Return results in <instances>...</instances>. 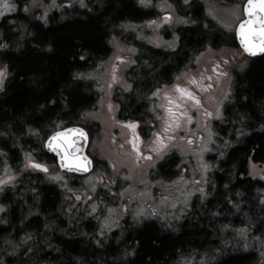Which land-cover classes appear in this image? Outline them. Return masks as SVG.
Here are the masks:
<instances>
[{
    "label": "trees",
    "instance_id": "16d2710c",
    "mask_svg": "<svg viewBox=\"0 0 264 264\" xmlns=\"http://www.w3.org/2000/svg\"><path fill=\"white\" fill-rule=\"evenodd\" d=\"M27 1L16 0L15 10L0 18V64L6 72L0 89V175L5 168L17 174L14 183L0 190V264H200L202 256L203 264H254L255 250L219 245L224 238L233 239L238 219L252 221L255 230L264 226V179L248 170L249 164L264 168V54L246 57L245 66L233 75L231 97L216 130L220 158L210 156L215 166L207 174L206 197L194 199L186 219L171 222L169 232L152 221L131 225L115 219L114 227L102 233L98 221L69 196L76 180L65 187L62 183L69 181L48 177L58 170L42 145L63 126L90 132L83 124L98 102L95 72L111 56L112 34L120 36L125 24L150 19L154 10L138 0H85L39 16ZM168 1L187 18L186 26L176 29L174 50L126 34L135 46L126 73L133 93L118 94L121 113L142 102L147 82L165 75L170 79L193 52L236 46L233 34L201 2ZM25 155L48 163L49 171L22 169ZM173 159L159 164L157 176H174ZM98 199L97 189L92 200Z\"/></svg>",
    "mask_w": 264,
    "mask_h": 264
},
{
    "label": "rangeland",
    "instance_id": "374dc122",
    "mask_svg": "<svg viewBox=\"0 0 264 264\" xmlns=\"http://www.w3.org/2000/svg\"><path fill=\"white\" fill-rule=\"evenodd\" d=\"M73 1L81 5L85 3V0L27 2L34 9L33 12L45 16L48 10ZM138 1L144 7L152 8L153 16L141 23L125 24L123 35L118 36L119 32L118 35L112 34L111 56L95 72L99 98L96 107L86 114L83 124L90 130L88 154L95 160L94 170L81 178L73 176L65 178L58 171L48 173L52 181L60 183L69 181V184L62 183L65 187L70 185L72 180H76L73 190L68 192L69 196L75 204L79 203L87 216L98 221L102 233L114 227L115 219L123 220L129 217L130 221L138 222L146 217L165 219L169 216H178L189 209V202L206 193L207 174L215 166L210 156L213 154L215 159L220 158L221 143L216 132L219 126L217 124L222 119L223 108L231 97L233 75L247 62L246 57L242 60L232 49L205 48L193 59V66L186 67L191 71L192 77L185 73L186 78H192V83L197 81L201 89L199 103L202 108L191 102L192 97H183L187 94L189 86L184 82L185 75L181 74L173 79L170 92L176 98L180 95L181 99L186 101L185 108L174 104L173 96L168 98L172 99L171 101L164 97L168 88L165 87L155 94L156 109L159 113L158 118H154L152 129L142 127L140 131L135 125L129 126L133 124L120 126L112 124L116 119V105L112 100H117V95L112 90L127 86L126 73L133 65L135 53L130 45L131 37L126 34L147 39L154 47L174 48L177 40L175 31L185 24L177 6L168 0ZM186 1L189 2L181 0L183 4ZM197 1L201 2L207 13L227 31L233 32L236 23L242 18V1L233 3L218 0ZM16 4V0H0V18L12 13ZM5 73V68L0 64V89L6 77ZM137 96L139 98V95ZM167 107L168 115H164L162 109ZM192 113L195 117L190 119L189 115ZM164 121H167V124ZM93 122L99 124H92ZM145 132H150L151 135L145 137ZM168 156L174 158L173 168L176 171V175L169 179L155 173L160 164L158 162H163ZM32 160L38 161L34 156L25 155L20 167L34 171L33 167L28 166ZM263 169L253 164H249L248 167L252 177L261 179ZM3 171L4 173L0 175V190L14 183L17 178V174L11 170L5 168ZM97 189L99 199L93 201L92 193ZM1 213L0 207V216ZM247 228V226L236 228L233 239H228L225 243L231 249H241L244 252L255 250L259 256L254 264H264V227L257 232L246 230ZM203 263L206 262L202 256L200 264Z\"/></svg>",
    "mask_w": 264,
    "mask_h": 264
},
{
    "label": "flooded vegetation",
    "instance_id": "af4514ba",
    "mask_svg": "<svg viewBox=\"0 0 264 264\" xmlns=\"http://www.w3.org/2000/svg\"><path fill=\"white\" fill-rule=\"evenodd\" d=\"M183 18H184L185 24H186L187 23V18H185L184 16H183ZM185 24L182 25V26H186ZM130 45L132 46V48L134 49V52H135V46H133L132 44H130ZM147 45L153 47V45L150 42ZM176 47L177 46H175L174 48H163V47H156V48L157 49L160 48V49L174 50V49H176ZM218 48H229V49H232L236 55H239L241 57L242 60L244 58V54L242 53V51L239 49V47L237 45L234 46V47L221 46V47H218ZM201 51L202 50H199L197 52L196 51L193 52L191 54L192 56L190 58H188V61H186V63H184L183 66H180V67H178V68H176L174 70V73H173V75H172V77L170 79H167L168 76L165 75V76H161V78L159 80H157V81L147 82L146 85H144V87H145L144 88V95L145 96L140 97L142 99V102L141 103L140 102H136V104H132L131 103L132 107L129 109L128 112L125 110L124 113H121V109H122L121 102H119L118 100L113 99L112 101L116 105V115H115L116 119L112 122V124H117L118 126L123 125V124H133V125H135L137 127L136 129H139V130L142 129V127L143 128L144 127L145 128L148 127V129H150V128L152 129L153 124H154V122H153L154 118H158V113H159L157 111V109H156V96H155V94H156V92L161 91V89L165 88V87H168V88H167V90H165L166 93H165L164 97L167 98L168 101H171L172 99L169 100L168 98L173 96V99H175L173 103L177 104V106L185 108L186 101L183 98L181 99L180 95L177 96V98H176L175 95L171 94V92H170V91H172L171 84L173 82V79L176 78V76H178V75L182 74V76H183L186 73V75H189V77H192L191 71L186 69V67H192L193 66V64H192L193 59H195L196 55L199 52H201ZM224 63L225 62H223L222 65H224ZM186 75H185V77H183V79H184V82H186V85L189 86V87L187 89V94L183 95V97H187V96L192 97L191 102L196 104L198 108H200V107L202 108L201 103H199L200 95H201V89L197 85V81H195V83H192V81H191L192 78L191 79H187ZM216 78H217V76L215 77V79ZM126 83H127L126 87L116 88V89L112 90L114 92V94L118 96V94L120 92H123V93L131 92V93H133V90L131 89L132 88L131 81L126 79ZM113 92H112V94H113ZM177 101H179V102H177ZM163 111H164V115H168V113H167L168 107H167V109H165V108H164V110L162 109V112ZM194 113L189 115L190 119H193L195 117V116H193ZM174 116L177 117V115H174ZM165 118L167 119V117H165ZM164 123L167 124V121H164ZM92 124H99V123L98 122H93ZM150 135H151L150 132H145V137H149ZM90 157L93 160V168H94L95 167V160L93 159L92 156H90ZM168 158H170V156H168ZM165 160H167V159H165ZM161 162L162 161L158 162V164L161 163ZM44 164L47 166V172H48L49 171L48 163H44ZM173 164H174V160H173ZM37 171H39V170H37ZM39 172H41V171H39ZM41 173H43V172H41ZM262 176H263V179H264L263 172H262ZM257 178H259V177H257ZM2 188H4V187H2ZM205 191H206V193L204 195L198 196L196 199L197 200H201V198H205L206 195H207V190H205ZM193 203H194V199L191 202H189V209H191L193 207V205H194ZM0 207L2 209V213H4L3 206L0 205ZM189 209H186L185 211H183L182 214H178V216H173V217L169 216L168 218L165 217V219H162V218H158V219L157 218L156 219L155 218L144 219V218H142L141 221L146 220V221L156 222V224L159 225L163 229L164 232H169L170 223L168 221L172 222L174 225L176 224V222L184 221L186 219V212ZM2 213H1V216H2ZM2 217L0 218V221H2V220L4 221V218L2 219ZM122 221H124V222L127 221L128 222V221H130V218L126 217ZM251 222L248 219L245 220V221L244 220L243 221H239V219H238V223L235 226H238L239 228L242 227V226H244L246 228V226H247L248 228L246 230H250L251 229V231H253V232H257L260 229H262V227H258L257 230L252 229ZM131 223H132V221H130V224ZM227 229H229V227H227ZM227 229H226V231H227ZM224 230H225V228H224ZM235 230L236 229H234V232H235ZM228 239L229 238H224V239L221 240V243L219 245L220 248H223L224 246H227L225 241H228ZM227 247H229V246H227ZM218 248L215 250L216 252H219L220 249H218ZM231 250H233V249H231Z\"/></svg>",
    "mask_w": 264,
    "mask_h": 264
},
{
    "label": "water",
    "instance_id": "95a60500",
    "mask_svg": "<svg viewBox=\"0 0 264 264\" xmlns=\"http://www.w3.org/2000/svg\"><path fill=\"white\" fill-rule=\"evenodd\" d=\"M264 3V0H245L242 5L243 18L235 27V40L240 49L249 57H259L264 51H259L264 47V10L260 7L253 8V5ZM243 25V28H241ZM244 33L242 35L241 33ZM245 41L249 47L253 48L255 54H250L245 50ZM71 130V131H69ZM77 130H82V133ZM57 133L62 135L57 136ZM50 138H54L51 139ZM71 145V146H69ZM88 146V135L84 128L71 125L52 132L44 141V151L54 157L57 168L66 173L75 176L87 175L93 167L92 159L88 156L86 150ZM40 164L36 161H30L28 166ZM43 165V164H40ZM41 172H46V166L42 168L33 167Z\"/></svg>",
    "mask_w": 264,
    "mask_h": 264
},
{
    "label": "snow or ice",
    "instance_id": "6c2138e0",
    "mask_svg": "<svg viewBox=\"0 0 264 264\" xmlns=\"http://www.w3.org/2000/svg\"><path fill=\"white\" fill-rule=\"evenodd\" d=\"M250 3H252V0H250ZM255 7H260L262 10H264V3H261V4H258V5H253V8ZM5 10H7V5H5ZM241 28H243V25H241ZM242 35H244V33L242 32L241 33ZM242 43H245V50L248 51L250 54H255V51L253 50V48L249 47L248 44L245 42V41H242ZM259 51H264V47L260 48ZM193 83H195V81H193ZM178 87V86H177ZM198 102V101H197ZM130 127H134V125H129ZM71 131V130H69ZM77 131H80L81 134L82 133V130H77ZM57 136H60L62 135L61 133H57L56 134ZM51 139H54V138H50ZM71 146V145H69ZM33 167H36V168H42L43 169V165H40V164H32ZM46 171V169H44Z\"/></svg>",
    "mask_w": 264,
    "mask_h": 264
}]
</instances>
